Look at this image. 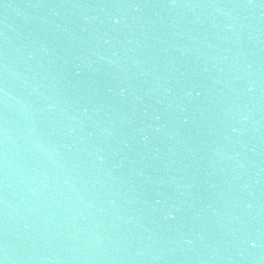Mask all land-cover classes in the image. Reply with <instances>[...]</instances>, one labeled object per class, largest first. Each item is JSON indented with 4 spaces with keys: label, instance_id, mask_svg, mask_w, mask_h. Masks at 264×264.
Returning <instances> with one entry per match:
<instances>
[{
    "label": "water",
    "instance_id": "95a60500",
    "mask_svg": "<svg viewBox=\"0 0 264 264\" xmlns=\"http://www.w3.org/2000/svg\"><path fill=\"white\" fill-rule=\"evenodd\" d=\"M2 264H264V0H0Z\"/></svg>",
    "mask_w": 264,
    "mask_h": 264
},
{
    "label": "snow or ice",
    "instance_id": "6c2138e0",
    "mask_svg": "<svg viewBox=\"0 0 264 264\" xmlns=\"http://www.w3.org/2000/svg\"><path fill=\"white\" fill-rule=\"evenodd\" d=\"M0 264H2V262H0Z\"/></svg>",
    "mask_w": 264,
    "mask_h": 264
}]
</instances>
